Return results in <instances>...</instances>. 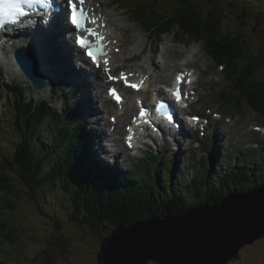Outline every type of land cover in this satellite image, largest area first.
I'll return each instance as SVG.
<instances>
[{"label": "trees", "instance_id": "16d2710c", "mask_svg": "<svg viewBox=\"0 0 264 264\" xmlns=\"http://www.w3.org/2000/svg\"><path fill=\"white\" fill-rule=\"evenodd\" d=\"M199 1L134 0L130 17L135 18L136 23L149 31L151 36L157 35L160 39L164 33L177 29L178 33L184 35H177L179 40L201 44L217 64L224 66L227 84L221 90L223 94L219 93L223 108L229 107L239 112L250 108L263 118V49L255 50L247 39L237 35L236 30L228 28L235 0H217L215 8L209 6L211 9L202 6L208 5V2L214 3L215 0L196 4ZM254 1L264 6V0ZM139 2H144L141 7ZM23 102L25 104H22L16 115L17 131H11L15 137L17 133H22L24 140L21 143L17 140L11 150L0 154V202L6 201V207L0 203V237L8 239L9 243L14 242L11 236L15 227L5 219L4 210L13 211L12 207H16V203L12 196L19 197V192L8 184L9 181L4 180V176L8 180L10 178L6 171L8 167L18 173L34 194L38 192L37 189L44 188L54 194L63 188L62 191L68 194V199L72 200L77 209L76 219L83 212V223L89 227L88 232L99 240L97 264L103 240L118 224L129 225L153 215H179L200 204L220 203L230 193L247 191L264 184V146L259 154L254 155L252 163L248 162L249 154L239 158L236 168H230L231 164L227 162L221 163L217 157L207 156L201 161L203 174L194 176L191 182L181 181L179 176L182 170L180 166L174 168V163L171 170H165L164 174L159 171L157 163L153 162L144 164L142 170L128 168L115 171L112 167L90 162L91 151L85 144L89 132L80 125L79 119L75 125L71 123L68 126L70 134L60 133V137L47 138L38 132H44L40 125L48 119L50 111L45 104L38 105L36 101L27 103L25 98ZM37 141L39 143L33 144ZM65 143L76 145L73 155L70 150L62 153L54 147ZM42 146H47L45 152ZM151 155L160 164V152L154 151ZM49 158L53 164H49ZM225 164L227 169L222 167ZM170 165L171 161H168L167 168ZM251 165L254 168H249ZM153 168L158 170L154 171ZM180 186L183 192L177 191H180ZM43 236L39 232L30 239V243L42 240ZM8 246L12 247L13 252L18 251L17 245ZM240 253L234 259H238Z\"/></svg>", "mask_w": 264, "mask_h": 264}, {"label": "rangeland", "instance_id": "374dc122", "mask_svg": "<svg viewBox=\"0 0 264 264\" xmlns=\"http://www.w3.org/2000/svg\"><path fill=\"white\" fill-rule=\"evenodd\" d=\"M200 1L202 3L207 2L205 0ZM200 1L196 4L199 5ZM216 1L217 0H215L214 3L208 2V5L201 6L203 8L209 9H211L209 6L215 8L217 6L215 3ZM127 2L130 3L129 11H131L135 4L133 3V0H127ZM118 4L119 3H113V5L109 8V12L115 14L116 19H122L123 21L128 22V25H131L130 28L135 37H137L134 42H139L137 43L136 49L140 51L135 52V54H138L141 52L143 47L147 45L146 32L141 30L142 28L136 26L134 22L129 20V15L122 14L120 9L117 10L115 6ZM121 6L123 7V5ZM232 7L234 8V12L231 13V22L228 25V28L230 27L231 29L236 30L237 35L240 38L247 39L251 47H253L255 50L263 49L264 51L263 4H257L254 0H235ZM124 8H127V6H124ZM116 19L109 18V25L110 22H113L114 20L116 21ZM132 20L135 21L136 19ZM179 34L184 37L182 33H178L177 29H174V31L170 32V34H165L158 43L156 40H154L153 46L159 48L154 52L156 54L155 58H157V62H160L163 66H171L174 64V62H179V67L171 71V83L175 81L176 73H178L179 70L182 71L184 69L193 68L196 72H199L202 75L201 79L199 80L201 85L198 83V86L196 85L195 87H192L196 88L195 91H190L189 89H191V86H189L188 91L191 94L195 93L196 95L191 98L197 99L198 101V103H195L196 105H193V113L197 115L202 113L203 115L207 114L209 116V119L203 118L202 120L206 121L205 129L207 126H209L208 130L206 131V135L203 136L201 133H199L198 135L193 134V136L189 137V139L185 138L182 152H180V143V149L178 150V144L176 142L171 143V148L169 147L170 152H168V150L164 149V141L162 139L158 140V146L150 145L149 142H147V148L143 152L128 151L122 146L115 148L112 146L111 142L106 141L105 153L107 154L105 155V158L99 154L96 155L98 158L102 159L104 165L109 167L114 161V157L117 155V153L123 151L125 159L123 158L121 160L129 161L128 165L125 163V167L129 166V168H135L137 164H139L142 168L144 164L153 162L154 164L157 163L159 166V171L164 174L165 170H171L172 163H174V168H179L180 166V170H182L181 175L179 176L181 181L183 179V181L186 180L185 182H191L194 176L203 174L201 161L206 155H208L209 151L213 150L214 147H216V149L219 150L221 154L220 162L224 161L228 164H231L230 168H236L238 165L237 155L240 152L239 146L241 145L244 147L243 151L246 150V153L249 154V157H247L249 163H252L254 155L259 154L258 150L251 149L257 148V145H259L258 149L262 148L264 143V117L260 118L258 114L250 108H245V114L243 115L239 112L234 113L232 111L227 112L220 110L218 106L219 93L227 84L224 67H221L219 64H217L214 58L205 52L201 44L179 40L177 38V35ZM131 45L132 44H128V48L124 52L126 55L132 48ZM192 50L195 52V54L192 53ZM152 54L153 52L149 50L143 61ZM176 57L178 59H176ZM116 58L118 59V62H115V66H118L121 64L120 57L117 56ZM121 62L125 65L124 67L126 69H129V67L136 68L138 70L140 69L136 62L131 63L129 60L126 62L124 58ZM149 68L152 72L153 70L150 66ZM116 71L118 73L119 70ZM165 71H167L168 74L170 73L169 68H165ZM139 73L141 74V71ZM18 76L23 77L21 74H18ZM62 84L67 85L64 82H62ZM85 85L92 86L93 94L91 93V89L89 92L95 98L94 103L92 100L91 105L100 112L99 124L96 128V132L100 134L104 131V125H107L104 117L101 118L102 111L100 109L105 103L104 100H102V103L98 109L97 100L102 98L100 96L101 91L99 84L95 82L89 83L88 80H85V84L83 88H81V94L78 93L76 97V99L79 100L80 104L82 105V109L85 106H89L88 104L90 103L86 100V96L85 98L83 96L85 92L84 87H86ZM200 86L203 91L200 89L199 94L198 91ZM195 106H199V108L197 109ZM17 107L22 108V105L18 104ZM105 109H109L106 114L108 115L111 106ZM216 116H218V120L221 119L222 127L218 126L216 123H214V121H212L216 120ZM91 120V122L94 124V119ZM68 126V122H66L64 119H53L51 122H49V127L51 130L63 133L65 135L71 133V130L68 128ZM255 127L261 128V131L255 129ZM3 128H5V123L0 120V138L1 141L5 140L4 144L0 146V154H5L3 151L11 150L17 144V139L19 138L11 135L7 131H1ZM242 130L245 132H242ZM259 135L262 136V139L257 138ZM167 143L168 141L166 144ZM168 146H170V144ZM98 147L99 145H95V148H93L94 151ZM74 150L76 151V148H74ZM153 150L160 151V164L152 158V155L148 156V154ZM144 154L145 156H143ZM168 161H171L169 168H167ZM49 164H53L51 158H49ZM222 167L226 169L228 168L226 164L222 165ZM158 168L153 169L155 171L158 170ZM249 168L254 167L251 165ZM6 171H8V174L10 175V180H8L6 176H4V180L9 181L8 184L13 185L14 189L16 188L17 192H19V197H15L14 195L12 196L14 198V204L16 203V207H12L13 211L6 208L4 210L5 219L15 227L11 237L14 242L16 241L15 243H19L17 245L19 251L14 253L8 252L10 249L13 250L11 246L8 247L10 244L8 242L9 240L0 237V264L29 263L30 258L35 256V252H38V250L42 249L45 245L42 244L41 240H36L33 243H30V239L39 232L41 235L47 233L54 237L58 235L57 239L60 243L56 248V261L49 264H97L99 240L94 238V236L88 232L89 227L83 223L85 221V214L82 212L79 216L80 218L76 219L77 209L74 210V208L69 207L63 213L62 208L61 211L58 210L59 203L57 201H68V194L63 191L55 195L52 193V191H48L44 188L37 189L38 192L34 194L15 170H12L11 167H8L6 168ZM177 191L183 192L184 189L181 187L180 191L178 189ZM0 203L2 206L6 207L5 200H2ZM2 206H0V208H2ZM8 206H11L10 203ZM56 223H58V227L56 226ZM84 227L85 230L83 229ZM95 235L96 237L99 236L98 234ZM151 264L156 263L151 262ZM227 264H264V238L253 244L247 245L241 251L240 257L238 259H233Z\"/></svg>", "mask_w": 264, "mask_h": 264}, {"label": "water", "instance_id": "95a60500", "mask_svg": "<svg viewBox=\"0 0 264 264\" xmlns=\"http://www.w3.org/2000/svg\"><path fill=\"white\" fill-rule=\"evenodd\" d=\"M97 1L85 0L90 8L87 12L108 18L106 0ZM20 65L36 90L45 87L37 59L26 49L21 51ZM263 238L264 184L230 193L220 203L200 204L179 215H153L129 225L118 224L103 240L98 263L227 264L245 246Z\"/></svg>", "mask_w": 264, "mask_h": 264}, {"label": "bare ground", "instance_id": "6f19581e", "mask_svg": "<svg viewBox=\"0 0 264 264\" xmlns=\"http://www.w3.org/2000/svg\"><path fill=\"white\" fill-rule=\"evenodd\" d=\"M112 2H113V0L104 1V9L107 10V7L106 6L109 7V5L112 4ZM143 3L144 2H139V7H141V4H143ZM115 8L118 9V10L120 9V11H121L122 14H126V12H127L126 11L127 9H122L121 8V5H119V4L116 5ZM95 15H96V17L99 16L97 12H95ZM115 16H116L115 14L108 12V18H110V19L111 18L112 19L113 18L116 19ZM117 19H119V18H117ZM132 19H135V18H132ZM132 19L129 18V20H131L132 22H134L136 26L142 28L141 30H144L146 32L147 44L153 45V41L154 40H156L157 43H158L160 41V39L165 34H170V32L164 33L161 36L160 39L157 37V35L151 36L149 34V31H146L145 28L142 27V25L136 23V20L134 21ZM131 21H130V23H131ZM97 23H98L99 29L101 31H103L104 29L108 28L107 33H106V35L108 37L104 41V45L106 47H108V48L110 47L108 40H112L111 43H115V40L117 39L118 40L117 41L118 43L115 46L120 48V50H119L118 53H120L122 55V57L124 58V60L126 62H127V60H129L132 63V61L135 62V61H138L141 58L143 49L145 47H143V49L141 50V52H139L138 54H135L136 51H140V50L136 49L137 48V43H139V42H134V40H136L137 37H135V35L133 34V32H132V30L130 28L131 25H128V22L122 21V20H121V22H117V21L114 20L113 22H110V25H111L110 26L107 22H103V20L100 17H98ZM117 25H119L118 28L121 27L123 29L122 32H119L118 33V31L115 32L114 30L111 29L113 27L117 28ZM177 38H178V36H177ZM177 41H179V40H177ZM22 43H23L22 41H15L14 47L19 46ZM133 43H134L133 49L131 48L128 51L127 55H126L124 52L127 50L128 44H132L133 45ZM46 49L48 51V57H47V59L43 60L42 63H41L42 66L44 67V69L46 68L47 70L51 71L52 74L57 79H59L60 81L64 82L65 84H68L69 82H71V83H78V84L81 85V88H83V86L85 84V80H88L89 83H91V82L98 83L99 84L100 91H101L100 92L101 93L100 96L102 98H104V95H103L104 88H105V85L107 84V80H106L107 77H106V75L105 74H102L100 71H99V75L96 74L95 76L92 75V74L91 75L88 74L87 71H85V70H83L82 72H79L74 67L73 52H72L71 48L67 45V43L65 41V34L64 33H57L56 35H54L52 41L48 45H46ZM192 53L195 54V52L193 50H192ZM109 54L107 55L108 58H107V60L105 59V61H108V63H109V61H111L110 65L113 66L115 70H117V68L126 69L124 67L125 65L121 62V59H120V63L121 64H119L118 66H115V62H118V59L116 57L118 55L120 56V54L117 55V54H115L112 51ZM156 59L157 58H154V63H152V66H154L153 67L154 68V72L153 73L152 72H148V70L146 69L148 66L145 65V64H144V68L139 69L138 71H143V69H145L144 70V74L145 75L143 77L147 76L148 79H150V81L152 83H158V82H163V83H166V84L171 83V71L174 70V69H177L179 67V62L176 61L171 66H169V65H164L163 66V65H161L160 62H157ZM176 59H178V58L176 57ZM105 61H104V63H105ZM105 64H107V63H105ZM141 65H143V62H142V64H140V66ZM219 65L221 67H224L222 64H219ZM187 66H189V65H187ZM165 68H169L170 69V73L169 74H168L167 71H165ZM129 70H130V67H129L128 71ZM179 72H183V73L184 72H188L189 73V79H191L193 81V84H196L197 86H198V83L200 84V81L199 80L201 79L202 75L199 72H196L193 68H191V69L190 68L184 69L182 71L179 70ZM179 72L176 73V75L179 74ZM118 73H121V71L119 70ZM85 86L86 87H84L85 88V92H84L83 96H84V98L86 96V100L88 102H90L88 104L89 106H85L83 109H81L80 107L76 106V104L74 103L73 100H72V103L80 111H82V110L85 111V113L88 114V116L90 117V119H94V124L91 122L92 120L90 121L92 123V127H93V132H92V140L94 141L93 142V148H95V145H99V147L97 149H95V151L100 156H103V154H106L105 153V150H106L105 149V142L107 140H109L108 139V135H107V132L105 130V125H104V131L102 133L99 134V133L96 132L97 125L99 124L100 112L97 111L91 105L92 100H93V103H94V98H95L94 96L91 95V93L93 94L92 86L91 85H85ZM191 87H192V85H191ZM0 88H1V90L4 91V89H3L2 86ZM90 89H91V93L89 92ZM200 89H201V86H200L199 91H198L199 94H200ZM195 90H196V88H191L190 89V91H195ZM163 94H165V90L163 88H161L159 90V95H163ZM141 95H142L143 98H145L147 100H149V98H150V95H149L148 92H146V93L145 92H141ZM130 97H133V92L132 91H131ZM104 100L106 102H108L111 99L107 96V99H104ZM128 111H129V107L127 106L126 107V110H125V112L123 113L122 116H124L125 118H128ZM117 116H118V114H117ZM186 129H187V126H186ZM52 135H55V134H52ZM211 135H213V134H211ZM120 143H122V140L121 139H120ZM169 147L171 148V144H170V146H168V150H169ZM9 180H10V178H9Z\"/></svg>", "mask_w": 264, "mask_h": 264}, {"label": "snow or ice", "instance_id": "6c2138e0", "mask_svg": "<svg viewBox=\"0 0 264 264\" xmlns=\"http://www.w3.org/2000/svg\"><path fill=\"white\" fill-rule=\"evenodd\" d=\"M35 4H40L42 7H49L51 5V0H0V23L7 21L11 23H15L17 20H19L20 17L27 16L28 8H31ZM85 0H70V7H71V20L72 23L76 25L78 29H80L82 32H87L90 36H96L98 40L101 42L99 45V54L105 55L104 52V45H103V39L104 37L102 34H100L96 29L99 27L96 25V20L98 19L94 15H90L88 12L84 9ZM79 5V7H77ZM27 6V8L25 7ZM89 24H92L93 27H88ZM79 43L82 47L88 48V55L97 62V65H99V59L97 56V53L90 47V41L85 36H81L79 39ZM108 61H105L107 63ZM127 75L130 74H121L120 77H112L110 76V79H123L125 84L132 88L139 89L142 81L139 83H131L127 79ZM184 79V74H180L177 76V83L179 84ZM191 81H189L190 83ZM112 92H115V89L112 90ZM173 95L175 96V99L177 102H180L182 99L180 88L177 87ZM167 105L161 102L159 105L160 109L166 108ZM141 116L146 115V110L142 109ZM169 122H173V117L169 113L168 115ZM196 117H194L195 119Z\"/></svg>", "mask_w": 264, "mask_h": 264}, {"label": "flooded vegetation", "instance_id": "af4514ba", "mask_svg": "<svg viewBox=\"0 0 264 264\" xmlns=\"http://www.w3.org/2000/svg\"><path fill=\"white\" fill-rule=\"evenodd\" d=\"M63 190V188H61L60 190H57L54 192V194H58ZM63 192V191H62ZM61 195V194H60ZM59 206H58V210L61 211V208L63 209L62 213L65 212V210L69 207L74 208V210L76 209V207L73 205L72 200H68V201H58ZM61 213V212H60ZM56 235L54 236H50L48 233L42 237V244L44 245V247L40 250H38V252H35V256L33 258H30L29 263H24V264H49V263H54L56 261L55 258V253H56V248L57 245L60 243L59 240L57 239ZM19 251V248H18Z\"/></svg>", "mask_w": 264, "mask_h": 264}]
</instances>
